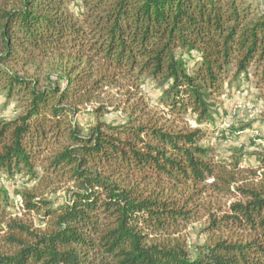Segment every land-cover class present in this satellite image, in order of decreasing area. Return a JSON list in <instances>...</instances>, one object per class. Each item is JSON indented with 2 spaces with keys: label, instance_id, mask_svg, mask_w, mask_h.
<instances>
[{
  "label": "trees",
  "instance_id": "obj_1",
  "mask_svg": "<svg viewBox=\"0 0 264 264\" xmlns=\"http://www.w3.org/2000/svg\"><path fill=\"white\" fill-rule=\"evenodd\" d=\"M251 73L264 84L251 1L0 0V88L18 104L0 177L37 183L18 194L39 223L8 216L0 183V264H264V152L245 167L206 132ZM113 90L123 123L105 121ZM201 217L192 250L178 235Z\"/></svg>",
  "mask_w": 264,
  "mask_h": 264
},
{
  "label": "rangeland",
  "instance_id": "obj_2",
  "mask_svg": "<svg viewBox=\"0 0 264 264\" xmlns=\"http://www.w3.org/2000/svg\"><path fill=\"white\" fill-rule=\"evenodd\" d=\"M251 1L255 6L264 10V0ZM253 73V68H250ZM251 75L243 81L225 85L226 95L221 99L220 116L212 123L206 132L208 133L207 144L212 148L219 158H230L243 156L242 165L245 167L256 166V153L264 152V84L259 81L260 76ZM147 92L148 86L143 90ZM150 88V86H149ZM151 93L155 101V93ZM111 93V102L114 106H109L110 113L106 114L107 123H123L126 121L127 113L123 112L121 100L123 95L115 90ZM148 93V92H147ZM111 103V104H112ZM120 105V107L118 106ZM152 102V111L157 112L159 108ZM90 109L84 110L78 118V124L87 133L89 127L95 123L94 116L90 114ZM18 104L14 99H8L4 90L0 88V120L14 118L18 113ZM191 127H196L192 124ZM0 183L9 193V207L7 214L11 219H16L28 224L33 228L39 227L38 220L34 214L26 215L21 209L22 199L18 194L20 191H31L37 187L36 182H31L29 178L16 176L13 179L0 177ZM67 198L66 189L61 188L53 195V201L63 202ZM0 222V237L5 233V226ZM207 224L204 217L188 223L180 232L178 237L187 243L190 249L197 245H202L207 240V234L203 232Z\"/></svg>",
  "mask_w": 264,
  "mask_h": 264
}]
</instances>
